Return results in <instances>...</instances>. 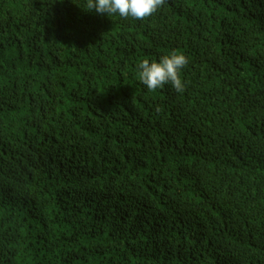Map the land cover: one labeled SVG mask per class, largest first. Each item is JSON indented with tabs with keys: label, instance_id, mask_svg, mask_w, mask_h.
<instances>
[{
	"label": "trees",
	"instance_id": "16d2710c",
	"mask_svg": "<svg viewBox=\"0 0 264 264\" xmlns=\"http://www.w3.org/2000/svg\"><path fill=\"white\" fill-rule=\"evenodd\" d=\"M85 4L0 0V264H264V0Z\"/></svg>",
	"mask_w": 264,
	"mask_h": 264
},
{
	"label": "clouds",
	"instance_id": "9594fccd",
	"mask_svg": "<svg viewBox=\"0 0 264 264\" xmlns=\"http://www.w3.org/2000/svg\"><path fill=\"white\" fill-rule=\"evenodd\" d=\"M165 4V0H86L83 8L98 15L118 14L121 18L129 17L144 20L152 16ZM188 63L182 53L173 52L171 55L160 57L159 61L144 59L137 66L138 78L149 91L163 88L167 84L177 92L184 91V83L180 77V70Z\"/></svg>",
	"mask_w": 264,
	"mask_h": 264
}]
</instances>
